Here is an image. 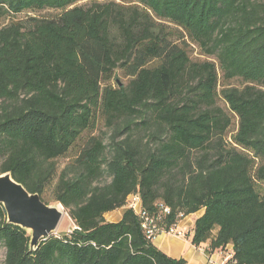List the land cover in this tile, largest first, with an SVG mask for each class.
Instances as JSON below:
<instances>
[{
    "label": "trees",
    "instance_id": "obj_1",
    "mask_svg": "<svg viewBox=\"0 0 264 264\" xmlns=\"http://www.w3.org/2000/svg\"><path fill=\"white\" fill-rule=\"evenodd\" d=\"M80 1L0 0V173L74 224L30 250L0 204L4 264H186L154 238L201 210L192 244L264 264V0Z\"/></svg>",
    "mask_w": 264,
    "mask_h": 264
},
{
    "label": "water",
    "instance_id": "obj_2",
    "mask_svg": "<svg viewBox=\"0 0 264 264\" xmlns=\"http://www.w3.org/2000/svg\"><path fill=\"white\" fill-rule=\"evenodd\" d=\"M0 204L7 222L20 226L30 234V250L41 240L57 232L67 210L61 203L49 204L39 193H32L16 181L10 171L0 173Z\"/></svg>",
    "mask_w": 264,
    "mask_h": 264
},
{
    "label": "crops",
    "instance_id": "obj_3",
    "mask_svg": "<svg viewBox=\"0 0 264 264\" xmlns=\"http://www.w3.org/2000/svg\"><path fill=\"white\" fill-rule=\"evenodd\" d=\"M127 207L105 214L107 220L118 221L122 218ZM204 210L185 217L178 225V229L185 232L192 231L194 221L203 214ZM192 234V232H190ZM190 234V235H191ZM154 243L170 257L186 259V264H225L233 255L232 246H228L226 251L209 248L208 243L200 246L192 244L191 240L184 235L169 234L161 232L154 238Z\"/></svg>",
    "mask_w": 264,
    "mask_h": 264
},
{
    "label": "rangeland",
    "instance_id": "obj_4",
    "mask_svg": "<svg viewBox=\"0 0 264 264\" xmlns=\"http://www.w3.org/2000/svg\"><path fill=\"white\" fill-rule=\"evenodd\" d=\"M90 0H81L79 3L80 4H84V3H88ZM58 11L57 10H54V9H44V10H40V11H27V12H24L22 13L21 15H19L20 17H23V16H27V15H34V16H37V17H51L55 14H57ZM194 50L191 52V55L193 58H205L204 56H202L199 52V48L197 46H193ZM239 83V82H237ZM219 103L224 106V102L223 101H219ZM229 113V111H228ZM230 114V113H229ZM231 115V114H230ZM233 123H238V119L237 118H233ZM101 123V122H99ZM99 131L97 130L96 133H98ZM83 144V141H81L80 143L77 144V146L69 153V155L67 157H62L59 159L58 161V165H59V168L61 169L63 167V165L66 163V161H68L72 156H74L76 153H77V150L81 147V145ZM55 183V180L53 181V183L49 186L47 192H46V199L48 201H50V204H55L57 203L56 201H54L52 199V196H51V189L53 187ZM140 208V204L137 203V209ZM73 221L69 218V215L66 214L57 230L56 233H60V232H65V231H69L71 229H73L74 227V224H72ZM5 255H6V248L3 246V245H0V264H4V260H5Z\"/></svg>",
    "mask_w": 264,
    "mask_h": 264
},
{
    "label": "built area",
    "instance_id": "obj_5",
    "mask_svg": "<svg viewBox=\"0 0 264 264\" xmlns=\"http://www.w3.org/2000/svg\"><path fill=\"white\" fill-rule=\"evenodd\" d=\"M131 206H133L135 209H137V203L140 204V201H139V197L138 196H134L131 198ZM137 210H140V208H138ZM154 220H151L147 223L144 224V226L147 228V232L150 234V235H155L156 232H158V229H157V225L153 222ZM165 232V231H163ZM169 234H177V235H184L185 233H183V231L179 230L178 229V226L176 228H172L169 232H167Z\"/></svg>",
    "mask_w": 264,
    "mask_h": 264
}]
</instances>
